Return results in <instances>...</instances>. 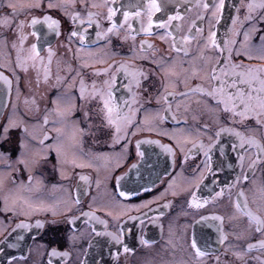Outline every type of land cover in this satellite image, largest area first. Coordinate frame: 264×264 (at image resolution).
<instances>
[{
  "label": "flooded vegetation",
  "instance_id": "obj_1",
  "mask_svg": "<svg viewBox=\"0 0 264 264\" xmlns=\"http://www.w3.org/2000/svg\"><path fill=\"white\" fill-rule=\"evenodd\" d=\"M33 2L0 0V64L6 65L0 72L11 81L9 87L0 79V126L12 115L17 121L25 120L30 132L41 135L42 128L36 122H42L45 107L52 109V100L60 92L75 99L77 111L73 119L80 121L79 127L85 132L82 138L77 133L78 142L74 143L69 138V124L61 138L60 162L54 149L47 152V160L32 170L35 179L30 186V173L23 171L22 165L17 173L0 163V264H264L261 246L264 231L257 232V223L249 216L251 213L252 217L264 221V151L247 145L241 149L240 137L235 134L254 137L264 146V126L257 124L255 112L248 119L233 117L218 110L223 108L222 104H215L194 91L199 86L207 92L215 83L207 79L211 74L208 58L215 52L204 49L210 23L220 44L229 39L242 41V29L248 26L244 19L248 14L247 5H259L261 0H223V8L215 9L214 18L210 11L205 13L201 7H195L193 0H156L160 11L151 10L153 23L148 33L143 29L148 27L150 0H88L89 5L99 6L84 8L77 2L75 7L66 10L48 9V0H44L43 8L28 9L27 5ZM209 2L216 5L219 0ZM9 3L16 5L15 13L7 6ZM109 8L115 12L111 21L107 19ZM177 11L182 20L173 21L170 28L159 27L161 21ZM89 12L93 13L91 27L88 26ZM125 12L129 13L127 20ZM74 13L79 14L75 22ZM198 15L206 18L198 20ZM252 15L264 16V9L256 7ZM44 16L58 21V25L49 29ZM33 17L40 21L35 26L31 25ZM81 19L85 21L83 25L79 23ZM193 21L203 29L202 35L188 45H181L187 48V56L184 52L176 53L171 47L173 36L167 33L173 32L179 42V36L187 33ZM113 23L117 25L116 30L107 33ZM177 23L183 25L179 34L174 27ZM259 27L264 29V23ZM73 28L85 33L83 42L79 37L69 41ZM33 32L38 35H32ZM97 32L102 35L97 37ZM236 32L241 34L237 36ZM252 43H258V37H253ZM33 44L37 45L39 57L29 59ZM236 47H240L239 43ZM17 53L27 72L16 67ZM152 57L156 63L150 62ZM241 61L245 69L237 71L264 70V59H234L237 64ZM121 64L136 75L126 79L116 67L108 71L110 66ZM158 64H163V68ZM193 67L204 69L199 77L191 71L184 72ZM140 70L148 78L137 88L136 81L142 79ZM46 73L50 77L47 81ZM253 75L254 81L245 83L239 78L235 87H229V83L237 77H222L229 82L225 83V98L228 92L235 94L237 90L246 96L250 94L253 97L250 103L259 112L257 97L264 99L261 91L264 71H254ZM16 76L20 78L19 89ZM57 76L61 77L60 82ZM112 76L116 77L115 84H105ZM64 77L74 86L63 87ZM81 81L86 94L93 91V82L95 89L105 96L111 88L116 104L124 112L129 111L124 106L125 100L132 104L133 110L140 108L135 114L137 123L143 120L145 109L148 110L149 123L139 124V130L131 128L126 149L123 139L112 146L108 130L89 129L90 123L98 125L101 118L98 103L93 101L88 105L90 119H83V112L79 110L83 104L79 99ZM130 82L132 92L125 87ZM165 86L169 93H176L169 96L170 111H164L168 108L162 98ZM137 92L140 95L134 96ZM184 92L189 95H179ZM133 98L139 103H132ZM64 104L62 99L61 109ZM36 105H39L38 113ZM29 108L33 115L25 114ZM155 110L166 119L160 120ZM49 120L43 131L56 136L50 129L61 127V117L53 112ZM51 121L57 123L53 125ZM19 135L20 129L13 128L10 140L0 143V152L10 153L12 161L19 154ZM137 142L143 156L138 155ZM38 147L35 141L30 143L29 159ZM66 148H74L76 157H67ZM258 153L262 157L259 160ZM66 159H75L77 164L85 166L75 167L65 163ZM117 177H123L119 185ZM20 181L24 187L19 186ZM120 191L129 195L119 196ZM78 194L80 202L76 203ZM6 196L9 206H15V212L4 211ZM21 224L28 227H19ZM109 233L119 237L122 243L116 244ZM193 238L205 255L196 254ZM145 240L149 243L145 244ZM123 245L130 251L125 252ZM249 245L253 247L250 249Z\"/></svg>",
  "mask_w": 264,
  "mask_h": 264
},
{
  "label": "snow or ice",
  "instance_id": "obj_2",
  "mask_svg": "<svg viewBox=\"0 0 264 264\" xmlns=\"http://www.w3.org/2000/svg\"><path fill=\"white\" fill-rule=\"evenodd\" d=\"M79 2L84 8H88L89 6L91 7H98L99 5L88 4V0H48L47 2V8L48 9H60V10H66L68 7H75V4ZM194 6L195 7H201L205 13L211 12V17H216V10L215 9H222L223 8V0H219V3L216 5H213L212 3L209 2V0H193ZM8 7L13 9V12L15 13L16 10V5L9 3L7 5ZM44 6V0H35V2L27 5L28 9H41ZM256 7H259L261 9H264V0H261V3L259 5H254L253 3H249L247 5L248 8V14L245 16V21L248 22V26L244 29H242V35H243V40L242 41H237L235 39H229L226 40L223 44H220L217 39L216 35L217 33L215 31L211 30V23L209 27V35L205 40L204 43V49L205 50H211L215 52V55L211 56L208 58V63L211 64V74L207 76V79L215 82L207 92L204 91L202 87H199L194 90L198 91L201 96H206L208 99L211 101H214L215 104H222L223 108L218 109L222 110L224 112L230 113L233 117L236 115H239L243 117L244 119H248L250 114L255 112V117H256V122L258 125L264 126V99H260L257 97V103L259 106L260 111L256 112L255 109L253 108L252 104L250 103L251 100L253 99L252 95H245L243 92H240L237 90V92L231 93L228 92L226 94L225 98V83H229L222 77H228L229 75H233L237 77V80H232L229 83V87H235L237 82L239 81V78H243V82L245 83H250L256 79V77L253 75V72H259V71H264L262 69H251L247 68L246 70L243 71H237V69H245V65L241 61V63L237 64L234 62L235 58H245V59H253V58H259V59H264V29L259 27L260 23H264V16H253L252 13ZM155 11H160V5L157 4L156 0H150V11H149V17H148V27L144 28V32L148 33L150 32L152 28V16H151V10ZM88 26H92V16L93 13L89 12L88 14ZM99 15V14H96ZM113 15H115L114 9L109 8L108 9V15L107 19L109 21L112 20ZM136 15H139L137 12ZM79 16L78 13L73 14V21L77 19ZM129 16V13L125 12L124 17L125 20H127ZM206 17L204 15H198L197 19L203 21ZM182 20L181 13L177 11L174 15H170L166 21H161L159 23V27L161 28H170L173 26V21H180ZM7 22V21H5ZM40 21L36 18L33 17L31 19V25L35 26L37 23ZM44 22L47 23V26L49 29H53L58 25V21L53 20L49 16H44ZM219 21L217 20V23ZM81 25L85 23L83 19L79 21ZM96 26L99 27V20L96 22ZM236 23V20H233V24ZM22 27V24H21ZM175 32L176 34H179L180 32L183 31V25L180 23L175 24ZM117 25L112 24L111 27L107 29V33H112L114 30H116ZM129 28H131V25H129ZM193 29H195V35L193 34ZM86 32V30H85ZM203 33V29L201 27H198L195 23V21L192 22L191 27L188 28L187 33L179 36V42H177L176 36L173 34V32H168L167 35L173 36V42H172V49L176 53H181L184 52V54L187 56L188 50L185 47H182L181 45H188L191 41L197 40L199 36H201ZM240 32H236L235 35H240ZM32 35H38L36 32H33ZM97 37H100L102 35L101 32H97ZM106 35V33H105ZM73 37H79L80 41L83 42L85 39V33L81 32L78 28H73L69 32L68 39L71 42ZM253 37H258V43H252ZM163 38V37H162ZM23 39V37H21ZM199 43V42H198ZM239 43L240 47L237 48L236 45ZM13 48L16 47L15 43L12 45ZM32 50V55L29 57V59H36L39 57V51L37 48V45L33 44L31 46ZM255 52V55L253 54ZM49 56L51 57V50H49ZM161 60L163 61L164 58L161 57ZM215 60V63L212 64L211 61ZM150 62L156 63V58L152 57L150 58ZM164 63H168V61H164ZM24 62L21 60V57L19 53H17L16 56V67H20L23 71L27 72V68L23 66ZM159 67L163 68V64H158ZM6 65L0 64V68H4ZM111 67H116L117 72H123L125 78L134 77L136 73H129L127 71V66L126 65H113ZM9 70L15 72L14 68H10ZM204 69H198V68H191V69H184V72L187 73L189 71L192 72V74L196 77H199L200 72L203 71ZM107 74V73H105ZM173 75H177L175 71L172 73ZM139 76L142 78L140 80L136 81V87L141 88L143 84V80H147L148 75L146 72L143 70L139 71ZM49 75L46 73L45 75V81L49 79ZM0 79H4L5 83H7L10 87L11 81L4 78L2 72H0ZM19 76H16V82H17V88L19 89ZM64 84L63 87L70 89L71 87L74 86V84H69L68 78L64 77ZM57 81H61V77L57 76ZM111 82L112 85L115 84L116 82V77L112 76L110 77V81L106 80L104 83L108 84ZM262 84V89L261 91H264V81H261ZM173 87L175 84L172 85ZM125 87L128 88L129 92H132V83L130 82L128 85H125ZM144 91H147V89H144ZM135 95H140L139 92L135 93ZM176 93L172 92L169 93L167 91V86H165L164 93L162 95V98L164 102L168 105L167 109H164V111H170L171 110V101L169 100V96H174ZM180 96L187 97L189 93L184 92L180 93ZM98 98V100H97ZM65 101L63 109L60 107L61 100ZM79 99L83 101V104L80 105L79 110L83 112V119L85 121L90 119L91 115V110L88 108V105H90L93 101H97L98 103V111L100 113V118H101V123L98 125H92L91 123L89 124V129L95 127L97 132H101L103 130H108L110 134V139L112 142V146L119 144L121 140L123 139L126 141V143L123 145V147L126 149L127 147V142L128 141V135L131 130V128H136L139 130V124H148L149 123V117H148V110L145 109V116L143 120H141L139 123L136 122L135 119V114L138 113L141 109L137 108L135 110L132 109V104L129 103L128 100L124 101V106L127 108L129 111L124 112L123 109L119 107V105L116 104L115 102V96L112 91V89H109L108 95L105 96L102 91H97L95 89V82H93V91L89 92L86 94V89L84 87V82L81 81V86L79 88ZM160 102V98L158 96L157 103ZM199 103V101H197ZM33 103H35V100L33 98ZM53 103V108L48 109L45 107L44 109V116L41 121H37V125L41 126L42 128V133L41 135H35L29 130V124L23 120L20 119L19 121L15 120L12 115L8 117V120L6 123H4L2 126H0V143H3L4 141L10 140L9 133L13 128H18L20 129V135L18 137V147H19V154L16 157L15 161H12L10 159V153H5V152H0V163L5 164L6 168L9 169L10 171H16L19 173L21 171V168L19 166H23V171H28L30 174L28 176V185L30 186L33 180L35 179L34 176L31 174L32 170L38 166L41 165L42 161L47 160V152L52 151L53 149L57 153V160L58 163L60 162V154L62 150V145H61V138L66 134V129L69 127V124L71 125V135L70 139L75 143L78 142V137L77 133H79L80 137L82 138L85 130L79 127L80 121L73 119L75 116V112L77 111V106L75 104V99L68 93H57V96L53 98L52 100ZM132 103H139L136 101L134 98L132 99ZM27 104V100H26ZM231 105V106H229ZM243 107V110H240V107ZM142 107V106H141ZM179 107V106H178ZM211 108V105H209ZM35 112H39V105H36ZM56 113L59 117H61L62 120V125L61 127H55L53 126L50 131H54L56 133V136H50L48 131H43V129H46L50 123L49 116L52 113ZM156 115L159 116V110H155ZM115 113V115H114ZM122 113V114H121ZM26 115H33V110L31 108L27 109ZM195 118V117H194ZM160 120L166 119V117L159 116ZM172 119L175 121L176 117L173 116ZM177 123H180L179 121H176ZM53 125L57 123V121H51ZM205 129H207V125L204 126ZM114 129V130H113ZM148 130H154L149 128ZM92 135H95V133H91ZM132 135H135V132L131 133ZM158 134H163L167 135V133H159ZM219 132L217 133V136H219ZM238 137H240V148L243 149L245 146H254L260 151H264V146L260 145L254 137H244L242 136L239 132L235 133ZM48 140H52V144H47L46 142ZM32 141H35L37 145H39L38 148L33 149V155L32 158L29 159L28 157V149L29 145ZM149 143H152V141H148ZM139 145L140 142H137V152L138 155L143 156V153L139 152ZM47 150V151H45ZM166 150L171 151L170 148H167ZM242 156L240 159L242 160ZM262 157L259 155L257 156V159H261ZM65 163H71L75 167H84V164H77L75 159H72L71 161H68L67 159L64 161ZM16 165L15 168H13V165ZM91 166V165H87ZM135 167V165H134ZM81 179H85V177L81 176ZM123 179V177H117V185H119V181ZM2 183V181H0ZM16 181L13 180V184H15ZM20 187H24V182L20 181L19 184ZM97 186H99V181H97ZM223 191V190H221ZM119 196H126L129 195V193L125 191H120ZM219 195V194H218ZM26 202V201H25ZM79 194L77 195L76 198V203H79ZM4 211H16L15 206H9L8 203V197H4ZM71 209H69L70 211ZM55 214V213H54ZM249 216L251 219H254L257 223V232H262L264 231V221L259 220V218L252 217L251 213H249ZM72 222V221H70ZM19 227H28V225L21 224ZM38 227H42L41 224H38ZM95 231V229H93ZM108 235H111L113 237V240L115 241L116 244H121V240L119 237L115 236L114 234L109 233ZM72 239V237H70ZM145 244L149 243L148 241H143ZM261 246L264 247V242H261ZM124 251H130V249L127 247V245H123ZM253 245H249V248L251 249ZM192 248L196 250V254L198 256H203L205 255L204 252H202L198 246L197 241L195 238H193L192 241ZM119 253L117 252V255ZM11 264V262H10Z\"/></svg>",
  "mask_w": 264,
  "mask_h": 264
},
{
  "label": "rangeland",
  "instance_id": "obj_3",
  "mask_svg": "<svg viewBox=\"0 0 264 264\" xmlns=\"http://www.w3.org/2000/svg\"><path fill=\"white\" fill-rule=\"evenodd\" d=\"M65 154L67 155V157L68 156H70V157H76V155H77V153H76V151H75V149L74 148H66L65 149ZM43 203H41V205H42Z\"/></svg>",
  "mask_w": 264,
  "mask_h": 264
},
{
  "label": "water",
  "instance_id": "obj_4",
  "mask_svg": "<svg viewBox=\"0 0 264 264\" xmlns=\"http://www.w3.org/2000/svg\"><path fill=\"white\" fill-rule=\"evenodd\" d=\"M6 98H7V96H6Z\"/></svg>",
  "mask_w": 264,
  "mask_h": 264
}]
</instances>
